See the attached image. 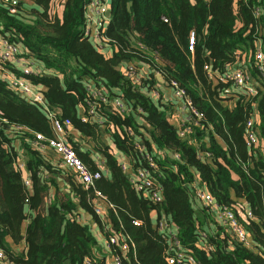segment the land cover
<instances>
[{"label":"trees","instance_id":"16d2710c","mask_svg":"<svg viewBox=\"0 0 264 264\" xmlns=\"http://www.w3.org/2000/svg\"><path fill=\"white\" fill-rule=\"evenodd\" d=\"M108 1L102 35L110 55L98 47L102 42L85 34L89 0H20L14 12L0 3V33L20 47V57L41 67L25 77L48 107L0 78V248L5 253L0 264H82L85 258L105 264L94 251L90 227L77 220L84 211L101 223L94 211L97 193L114 207L108 210L111 230L122 228L134 243L121 264H168L166 235L157 231L153 212L174 223L181 247L200 264H264V76L254 60L258 42L264 51V0ZM238 51L258 83L256 95L218 79L227 65L240 62ZM127 65H133L132 76L121 70ZM141 68L146 72L135 81ZM156 74L163 85L175 82L203 114L185 136L168 121L160 97L151 95L160 91ZM88 85L109 100L122 98L130 111H112L96 100L90 114ZM47 110L70 121L66 142L91 172H101L89 188L52 164L43 151L49 148L46 141L36 139L35 134L53 136ZM251 118L260 141L255 147L246 143ZM103 132L129 158L134 173L148 168L144 154L156 150L149 170L161 202L136 189L102 141ZM139 137L142 152L136 147ZM196 177L219 205L234 212L250 234L251 247L234 241L221 226L207 232L209 213L195 208L191 198ZM242 201L251 218H244ZM132 219L140 224L133 226Z\"/></svg>","mask_w":264,"mask_h":264},{"label":"built area","instance_id":"2783aa9c","mask_svg":"<svg viewBox=\"0 0 264 264\" xmlns=\"http://www.w3.org/2000/svg\"><path fill=\"white\" fill-rule=\"evenodd\" d=\"M20 0H0V3L9 7L11 12L15 11V6ZM62 0H57V3H61ZM110 9L108 0H89L86 9H85V20H86V29L85 34L95 40H99L100 43L98 46L102 48L104 45L103 42L106 41V38L102 35L105 25L107 24V13ZM255 14L259 15V10H255ZM95 24L97 28L96 33L92 34L91 25ZM194 36L191 34L189 39V50H193ZM21 53L20 47L12 42L8 37H5L0 33V75L1 78L9 83V86L13 91L19 93L27 99L36 100L38 103L43 105L46 109L48 107L44 103L43 95L33 89L29 84V80L25 76H28L32 69L31 58H24L26 62L23 64L27 67H24L21 71L23 75H16L9 70L6 65L12 63V61L18 59ZM238 56H241V60L238 64L227 65L223 71L218 75L219 81L223 83H228L234 89H240L244 91L247 95L253 96L257 94L258 83L251 78L249 70L247 69V60L244 59V54L237 52ZM254 60L256 67L260 75L264 76V51L262 49L261 42L256 44V49L254 51ZM133 65H127L124 68V72L132 76L134 73ZM36 68V67H35ZM207 68V67H205ZM35 72L37 70L35 69ZM146 72L145 69L141 68L137 74L134 76L135 81H138L141 76ZM4 75V77H3ZM159 75V74H156ZM160 76V75H159ZM172 89L174 97L182 100L180 107L187 110V122L184 127L179 131L181 136H185L191 131V126L197 124L198 120L202 119L203 114L198 111V109L192 104L191 100L186 96L185 91L177 87L175 82L172 83ZM87 91L90 96L88 102L89 113L92 114L95 111L96 100L103 103H108L112 111H118L120 113L129 112V107L124 102L122 98L115 97L113 99H108L102 92L101 89L88 85ZM154 94L157 95V92L154 91ZM184 106V107H183ZM179 107V105H178ZM51 118L53 136L51 138H44L42 134H35L37 140H45L46 145L54 151L58 156L59 161L63 167L70 170L74 173L78 181L81 183L83 188H89L93 185L94 181L101 177L100 171L91 172L88 167L81 161L77 156L75 150L66 142V134L70 128V121L68 119H59L54 116L52 111L47 110ZM257 118V116L255 117ZM255 118L249 119L245 124V135L246 143L250 147H255L260 144L259 137L256 133V128L254 127ZM83 121L85 118L83 117ZM136 147L138 151L142 152L144 150L143 143H137ZM156 150L150 152H145L144 157L148 162V168H138L134 175L130 178V181L136 186L137 190H141L144 196H148L153 202L158 203L162 201V197L159 195L157 188H153L151 171L149 169L154 168L155 163L153 155H155ZM21 164V163H19ZM22 168V165L19 166ZM121 167L124 171L127 170V164L123 162ZM24 184L29 185V180L24 178ZM192 190V201L194 205L203 207L207 209L209 213L211 228H207V232H211L217 226H221L225 229L226 233L231 236V238L242 245L251 247L250 245V234L246 228L238 221L234 212L223 205H219L214 196L207 190L204 184L199 181V178L196 177L193 182ZM149 191V194L146 193ZM95 204V213L100 216V219L105 224L106 227V240L108 244L109 251L113 257V264H121L123 257H126L130 250L134 251V243L131 237L122 230L113 231L108 222V210L114 209L113 205L104 199L99 193H97L96 199L93 200ZM243 207V216L244 218H251L252 214L246 207V203L242 201ZM81 216V215H80ZM78 216L77 220L83 222L81 217ZM84 223V222H83ZM131 223L133 226H138L140 221L138 219H132ZM156 229L158 232L166 235L167 248L165 252V260L168 264H200L196 259L195 255L187 249H183L180 245V242L177 238V228L174 223L168 219L166 216L162 215L158 221L155 223ZM122 227V226H121ZM205 232H201V236H204ZM230 245L232 243H229ZM5 258V253L0 248V262ZM82 264H93L89 258H85Z\"/></svg>","mask_w":264,"mask_h":264},{"label":"crops","instance_id":"0c3cea01","mask_svg":"<svg viewBox=\"0 0 264 264\" xmlns=\"http://www.w3.org/2000/svg\"><path fill=\"white\" fill-rule=\"evenodd\" d=\"M96 30H97V28H95V24L93 23L91 25L92 34H95ZM104 53L107 54V55H110V50H109L108 47H106L104 49ZM24 62H26V59H24L23 57L19 56L18 59L12 61V63L7 64L6 67L9 70H11V72L14 74L13 69H17L18 65L22 66L21 70L18 69L19 71H22L24 67H27L26 65L23 64ZM29 68L32 69L33 71H35V69L37 71H40L41 67L38 66V65H33L32 64L31 66H29ZM124 68H125V66H122L121 70L124 71ZM143 69H145V68H143ZM3 77H4V75H3ZM0 78H1V75H0ZM160 85H161L160 86V91L159 92L156 91L157 95L154 94V91L151 92V95L153 96L154 99L157 98V97L159 99V97H160V99H161L160 103L165 104V106H166L165 108H166V112H167L168 121L171 124H174V126L176 127V129L178 130V133H179L180 129L182 127H184L186 122H187V117H188L187 110L184 109V108L182 109L180 107L181 105H183L182 104V100L177 99L176 97H174L173 89H172L171 86L163 85V83H161V82H160ZM154 96H157V97H154ZM178 105H179V107H178ZM74 134H75V137H76V140H77L78 139L77 134L76 133H74ZM144 136H146V133H144ZM147 137H148V135H147ZM101 139L107 145L111 146V149L114 151L113 152L114 155L117 157L116 151H115V146L111 142V140L109 139L108 135L105 132H103V134L101 136ZM138 140H140L139 142L144 143L141 137H139ZM43 151L46 152L47 158L52 164L59 165L62 168L66 169L65 167H63L61 165L58 156L54 153V151L52 149L47 148V149H44ZM121 155H122V160L120 161L118 159V157H117V159L120 162V164H122L123 162H125L127 164V170L125 172L127 173V176L129 178H131L134 175V173H133L132 168H131L130 160L124 154H121ZM171 155H170L171 157L175 156L173 153H171ZM95 159H96L98 167L100 168V166H101V169H104L103 162H102L103 161V157L100 154H97L95 156ZM77 181H78V179H77ZM54 192H55V189H52L51 190V196L54 194ZM193 205H194V202H193ZM194 207L199 209V206L194 205ZM82 213H85V212L84 211H80V214H82ZM83 215H87V213H85ZM157 219H158L157 215L153 212L152 213V222L155 224L157 222ZM84 220H87V222H85V221H83V222L90 227L91 233H92L93 237L95 238V241L97 242V244L95 245L94 251H96V253H97L99 258H103V259L105 258L104 259L105 264H113V257L111 256V252L109 251L107 240H106L107 233H106V227H105L104 222L101 219V223L100 224L95 223V222H93V220L88 215H87L86 218H84ZM207 223H209V225H205V229L211 228L212 225L210 223V218H209ZM94 229L97 231V235L96 236L93 233Z\"/></svg>","mask_w":264,"mask_h":264},{"label":"rangeland","instance_id":"374dc122","mask_svg":"<svg viewBox=\"0 0 264 264\" xmlns=\"http://www.w3.org/2000/svg\"><path fill=\"white\" fill-rule=\"evenodd\" d=\"M99 47V46H98ZM100 48V47H99ZM106 47H104V46H102V48L101 49H105ZM32 63H33V60H32ZM33 65H35V64H33ZM17 69H19V70H21L22 69V66H20V65H18L17 66ZM174 125V124H173ZM115 151H116V155H117V157H118V159L121 161L122 160V155L121 154H123V153H121L120 151H118L116 148H115ZM20 165H22V163L21 164H18V166H20ZM22 168H23V166H22ZM24 178H26V173L24 172ZM83 214H85V213H82L81 214V219L83 220V221H85V222H87V220H84V218H86L87 217V215H83ZM89 216V215H88ZM90 217V216H89ZM93 233H94V235L96 236L97 235V231L94 229L93 230ZM22 248V247H21ZM21 248H20V250H21Z\"/></svg>","mask_w":264,"mask_h":264},{"label":"water","instance_id":"95a60500","mask_svg":"<svg viewBox=\"0 0 264 264\" xmlns=\"http://www.w3.org/2000/svg\"><path fill=\"white\" fill-rule=\"evenodd\" d=\"M109 16H110V11H108L106 17H109ZM156 77H157L158 81H160L161 83H163V79H162L161 76L157 75Z\"/></svg>","mask_w":264,"mask_h":264},{"label":"clouds","instance_id":"9594fccd","mask_svg":"<svg viewBox=\"0 0 264 264\" xmlns=\"http://www.w3.org/2000/svg\"><path fill=\"white\" fill-rule=\"evenodd\" d=\"M157 76V75H156ZM80 222V221H79ZM81 223H83V222H81Z\"/></svg>","mask_w":264,"mask_h":264}]
</instances>
